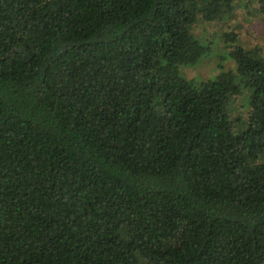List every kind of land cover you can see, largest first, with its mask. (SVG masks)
I'll return each mask as SVG.
<instances>
[{
  "label": "trees",
  "instance_id": "16d2710c",
  "mask_svg": "<svg viewBox=\"0 0 264 264\" xmlns=\"http://www.w3.org/2000/svg\"><path fill=\"white\" fill-rule=\"evenodd\" d=\"M249 4L0 0V264H264V56L180 73Z\"/></svg>",
  "mask_w": 264,
  "mask_h": 264
},
{
  "label": "rangeland",
  "instance_id": "374dc122",
  "mask_svg": "<svg viewBox=\"0 0 264 264\" xmlns=\"http://www.w3.org/2000/svg\"><path fill=\"white\" fill-rule=\"evenodd\" d=\"M192 32L207 46L211 45L198 63L180 67V73L194 82L213 79L221 71L237 69L229 47L232 43L257 50L260 56H264V12L258 4H249L247 7L237 5L233 17L200 21ZM243 100L241 97L236 108L245 119L248 110L243 107Z\"/></svg>",
  "mask_w": 264,
  "mask_h": 264
}]
</instances>
